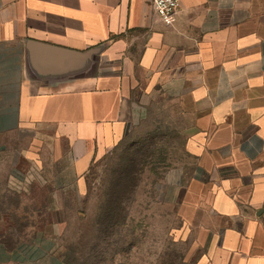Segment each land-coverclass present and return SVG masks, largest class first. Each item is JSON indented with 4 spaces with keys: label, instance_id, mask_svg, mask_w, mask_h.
I'll return each instance as SVG.
<instances>
[{
    "label": "crops",
    "instance_id": "crops-1",
    "mask_svg": "<svg viewBox=\"0 0 264 264\" xmlns=\"http://www.w3.org/2000/svg\"><path fill=\"white\" fill-rule=\"evenodd\" d=\"M158 100L222 178L195 202L175 163L158 197L205 215L210 264H264V0H182L171 25L151 0H0L1 220L29 222L6 227L19 239L0 240V264H67L89 165Z\"/></svg>",
    "mask_w": 264,
    "mask_h": 264
},
{
    "label": "rangeland",
    "instance_id": "rangeland-1",
    "mask_svg": "<svg viewBox=\"0 0 264 264\" xmlns=\"http://www.w3.org/2000/svg\"><path fill=\"white\" fill-rule=\"evenodd\" d=\"M145 104L124 139L88 167L85 194L70 205L60 237L67 264H210L206 248L215 238L201 229L205 215L196 218L180 203L169 205L157 191L163 172L175 163H185L195 202L211 198V183L222 178L196 166L190 154L196 148L185 140L190 126L179 109H165L163 100ZM1 202L0 240L12 244L19 238L5 235L11 232L6 227L17 230L29 222L2 221L4 197Z\"/></svg>",
    "mask_w": 264,
    "mask_h": 264
},
{
    "label": "built area",
    "instance_id": "built-area-1",
    "mask_svg": "<svg viewBox=\"0 0 264 264\" xmlns=\"http://www.w3.org/2000/svg\"><path fill=\"white\" fill-rule=\"evenodd\" d=\"M182 0H151L153 12L166 25L176 20L177 10Z\"/></svg>",
    "mask_w": 264,
    "mask_h": 264
}]
</instances>
